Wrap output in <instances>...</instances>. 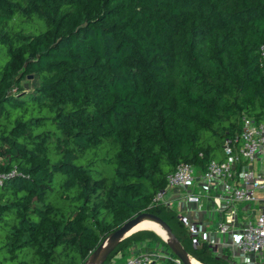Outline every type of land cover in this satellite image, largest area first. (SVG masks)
<instances>
[{
  "label": "trees",
  "instance_id": "obj_1",
  "mask_svg": "<svg viewBox=\"0 0 264 264\" xmlns=\"http://www.w3.org/2000/svg\"><path fill=\"white\" fill-rule=\"evenodd\" d=\"M262 46L264 0H0V264H84L143 211L231 264L151 199L264 118ZM142 242L166 246L142 229L108 258Z\"/></svg>",
  "mask_w": 264,
  "mask_h": 264
},
{
  "label": "built area",
  "instance_id": "obj_2",
  "mask_svg": "<svg viewBox=\"0 0 264 264\" xmlns=\"http://www.w3.org/2000/svg\"><path fill=\"white\" fill-rule=\"evenodd\" d=\"M240 122L239 135L222 144V160L210 159L203 169L177 164L151 203L172 208L176 202L191 236L231 264H264L257 258L264 253V118L244 114ZM5 177L0 173V185ZM161 257L168 253L113 257L103 264H152Z\"/></svg>",
  "mask_w": 264,
  "mask_h": 264
},
{
  "label": "water",
  "instance_id": "obj_3",
  "mask_svg": "<svg viewBox=\"0 0 264 264\" xmlns=\"http://www.w3.org/2000/svg\"><path fill=\"white\" fill-rule=\"evenodd\" d=\"M143 220H150L156 223L164 230L166 237H162L151 228L134 229ZM142 229H149L158 234L165 241L166 246L170 249L173 255L177 257L181 264H192L190 262L189 254L185 251L178 238L173 234L170 227L160 217L146 211L132 216L124 221L118 228L109 233L89 255L84 264H103L121 240Z\"/></svg>",
  "mask_w": 264,
  "mask_h": 264
},
{
  "label": "rangeland",
  "instance_id": "obj_4",
  "mask_svg": "<svg viewBox=\"0 0 264 264\" xmlns=\"http://www.w3.org/2000/svg\"><path fill=\"white\" fill-rule=\"evenodd\" d=\"M224 158V154H223V151L221 150L219 153H218V156H217V160H220V159H223ZM175 205V206H174ZM173 206H172V209L173 210H176L178 213H179V215L180 216H186L185 214H183V213H181V212H179V209H178V207H176V202H175V204H174ZM178 205V204H177ZM136 213H132V214H128L127 215V217L125 218V220L126 219H128V218H130V217H132L133 215H135ZM163 237V236H162ZM165 238V237H164ZM195 240H196V242H198V239L197 238H195ZM142 250H141V253H145V252H155V251H162L163 253H168V257H170V258H172L173 256H172V252L170 251V249L167 247V246H163V245H159V244H157V243H147V244H145V243H143V245H142V248H141ZM258 258V260L259 261H261V262H264V253L261 255L260 254V256L259 257H257ZM107 260L108 261H110L111 260V258H107ZM174 264H178L177 262H175Z\"/></svg>",
  "mask_w": 264,
  "mask_h": 264
},
{
  "label": "bare ground",
  "instance_id": "obj_5",
  "mask_svg": "<svg viewBox=\"0 0 264 264\" xmlns=\"http://www.w3.org/2000/svg\"><path fill=\"white\" fill-rule=\"evenodd\" d=\"M138 228H151V229L155 230L161 236L166 237L164 230L161 227H159L156 223H154L150 220H143L134 229H138ZM190 262L192 264H202L199 261L192 258L191 256H190Z\"/></svg>",
  "mask_w": 264,
  "mask_h": 264
},
{
  "label": "crops",
  "instance_id": "obj_6",
  "mask_svg": "<svg viewBox=\"0 0 264 264\" xmlns=\"http://www.w3.org/2000/svg\"><path fill=\"white\" fill-rule=\"evenodd\" d=\"M187 206L190 209L194 207L193 204H188ZM198 217H200V216H198ZM142 245H143V242L142 243H138V244H134L129 250L126 251L125 255H123L122 257H120V255H115L114 257L117 258V259H119V258L122 259V258H126L127 256H131V255H134V254H139V253H141Z\"/></svg>",
  "mask_w": 264,
  "mask_h": 264
}]
</instances>
